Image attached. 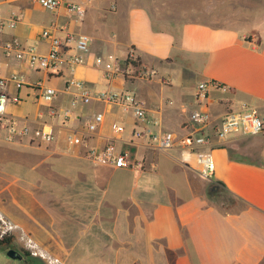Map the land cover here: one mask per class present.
I'll return each mask as SVG.
<instances>
[{"label":"crops","instance_id":"obj_1","mask_svg":"<svg viewBox=\"0 0 264 264\" xmlns=\"http://www.w3.org/2000/svg\"><path fill=\"white\" fill-rule=\"evenodd\" d=\"M62 1L86 4L83 19L63 8L44 10L35 0H0V78L17 74L20 80L6 86L5 112L20 125L53 134L50 143L26 137L7 143L0 130V213L62 264H264V134L208 146L214 160L208 181L181 163L179 144L199 81L225 88L208 93L214 119L242 102L264 117V19L229 17L219 24L176 17L172 0ZM12 15L16 24L9 29ZM43 31L89 39L83 63L69 68L73 48L56 71H34L25 58L3 54V44L13 39L46 53ZM128 56L139 63L129 73ZM97 57L115 61L117 71L96 66ZM138 69L153 75L139 76ZM71 80L92 94H134L157 125L104 100L82 103ZM37 82L54 89L51 104L39 98ZM95 114L100 124L94 125ZM147 126L176 137L172 147L158 149L132 135ZM70 135L84 144H69ZM108 143L142 168H113L86 157ZM221 191L232 207H220ZM12 243L19 248L0 247V264H45L22 254L20 234ZM8 249L22 259H3Z\"/></svg>","mask_w":264,"mask_h":264},{"label":"built area","instance_id":"obj_2","mask_svg":"<svg viewBox=\"0 0 264 264\" xmlns=\"http://www.w3.org/2000/svg\"><path fill=\"white\" fill-rule=\"evenodd\" d=\"M37 5L44 10H57L63 8L68 15L82 20L86 12V4L78 2H64L62 0H35ZM16 24L15 16H11L6 27L11 29ZM42 39L47 40L49 44L46 53H39L32 46L22 47L16 40H11L3 44V54L6 57L12 56L15 60L20 61L23 58L27 61L29 69L34 71L39 70H57L61 55L66 50L73 48L75 52L69 55L66 62L70 69L83 63L82 54L88 51L90 40L84 37L74 36L69 34L65 38L60 39L55 37L49 31H43L40 34ZM128 59L134 60L131 56ZM103 65L105 71H117L118 65L113 63H104V59L97 57L95 65ZM127 66V72L133 68ZM153 72L140 71L139 76L150 77ZM9 83L20 84L17 74H11L7 78H0V130L4 131L3 141L11 142L14 139L28 138L29 141H41L50 143L53 140L52 131L47 127L38 129H29L26 125H20L19 121L10 117L5 112V107L9 98L6 96L5 89ZM69 84L74 85L79 89V98L82 103H88L91 100H97L118 105L121 110L131 112L136 121L150 124L152 127L157 125L156 121L149 122L147 111L132 93L129 92H103L92 94L90 89L81 81L71 80ZM36 86L39 90V98L41 101L49 105L55 98V91L48 86H42L37 82ZM211 89L224 90L225 88L213 81L197 82L193 94V102L195 107L188 115V123L185 135L179 140L181 148L182 164L190 166L202 180H210L214 173V160L208 146L212 144H223L231 138L235 137H250L258 134H264V117L258 115L256 111L248 104L242 102L237 106L230 108L220 117L214 119L207 109L208 93ZM17 102L16 98L12 99ZM171 104V103H170ZM50 113H53L52 111ZM102 122L101 114L93 116L94 125ZM132 135L136 138L145 136L158 149L171 148L176 137L171 133L159 132L151 129L149 126L143 131H134ZM67 142L72 145L84 144L83 140L77 136H68ZM86 157L93 160L97 164L107 165L113 168H125L130 170H140L142 164L130 158L125 151H116L112 143L106 144L100 149H90L86 153ZM19 226L8 219L4 214L0 213V240L17 231ZM21 230V229H20ZM20 241L23 244L24 251L30 257L38 258L45 264H62L57 258L48 255L41 250L36 242L26 233L21 230Z\"/></svg>","mask_w":264,"mask_h":264},{"label":"rangeland","instance_id":"obj_3","mask_svg":"<svg viewBox=\"0 0 264 264\" xmlns=\"http://www.w3.org/2000/svg\"><path fill=\"white\" fill-rule=\"evenodd\" d=\"M169 4L172 8V16L177 17L182 14V17L184 16L186 19L191 20L216 21L219 24H224L228 22L229 17H238L241 21H249L253 18L264 19V0H172ZM136 71L140 73V71L144 70L138 69ZM132 73L135 74L134 71ZM218 203L222 209L232 207L235 204V202L222 191L219 194ZM16 233L20 234L21 230L18 229L11 235L12 241ZM20 244L23 248L22 242ZM8 247L17 249L18 245L17 243H12ZM8 247H1V249H6ZM2 256L3 259H8L5 255Z\"/></svg>","mask_w":264,"mask_h":264},{"label":"trees","instance_id":"obj_4","mask_svg":"<svg viewBox=\"0 0 264 264\" xmlns=\"http://www.w3.org/2000/svg\"><path fill=\"white\" fill-rule=\"evenodd\" d=\"M126 65H130L132 67H137L139 66V63L136 59L130 60L128 57L125 59ZM11 237H6L0 240V247H8L11 244ZM24 256H28L29 254L26 253L25 251L22 252Z\"/></svg>","mask_w":264,"mask_h":264},{"label":"water","instance_id":"obj_5","mask_svg":"<svg viewBox=\"0 0 264 264\" xmlns=\"http://www.w3.org/2000/svg\"><path fill=\"white\" fill-rule=\"evenodd\" d=\"M6 257L11 260H20L22 259V254L14 249H8L6 251Z\"/></svg>","mask_w":264,"mask_h":264}]
</instances>
